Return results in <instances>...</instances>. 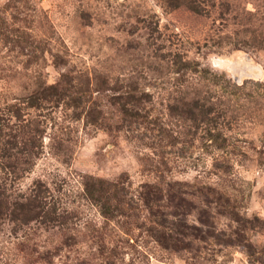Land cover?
Returning <instances> with one entry per match:
<instances>
[{"label":"rangeland","instance_id":"1","mask_svg":"<svg viewBox=\"0 0 264 264\" xmlns=\"http://www.w3.org/2000/svg\"><path fill=\"white\" fill-rule=\"evenodd\" d=\"M182 1L0 0V264H264V0Z\"/></svg>","mask_w":264,"mask_h":264},{"label":"trees","instance_id":"2","mask_svg":"<svg viewBox=\"0 0 264 264\" xmlns=\"http://www.w3.org/2000/svg\"><path fill=\"white\" fill-rule=\"evenodd\" d=\"M166 5L170 8L177 7L184 3L181 0H163ZM193 10L199 11L198 8L190 6ZM59 85H52L45 88L47 91L58 88ZM44 89V90H45ZM41 93V92H40ZM42 94V93H41ZM58 95V94H56ZM60 95V94H59ZM36 94L31 95L29 103L31 107H37L38 102L35 100ZM43 99L47 100L48 98L43 96ZM48 101V100H47ZM28 155L25 156L24 160H16L12 165L4 164V167L0 166V213L7 215L8 213H15L16 215H21L23 221L30 223L33 221L42 220L44 223H54L62 218V209L55 203L53 197H48L46 193H49V190L45 188L42 183H37L31 189L30 194H22L16 192L14 186L11 184V181H8L7 175H16L18 177L23 176L27 171L31 169L32 150H29ZM10 156V155H9ZM8 158H11L10 156ZM13 163V162H11ZM23 165V166H21ZM18 166L21 168L18 169ZM4 172L5 178H1V174ZM16 193H15V192ZM85 191L91 200L96 201L102 208V213L106 216L110 214L109 209L106 207V204H102V200L96 197V190L94 187L88 183L85 184ZM101 193V189L98 190ZM107 209V210H106Z\"/></svg>","mask_w":264,"mask_h":264}]
</instances>
